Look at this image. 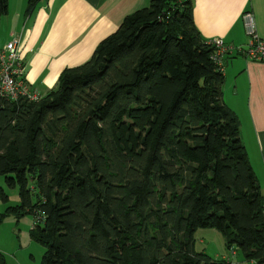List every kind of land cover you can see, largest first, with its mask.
I'll list each match as a JSON object with an SVG mask.
<instances>
[{"label": "trees", "instance_id": "1", "mask_svg": "<svg viewBox=\"0 0 264 264\" xmlns=\"http://www.w3.org/2000/svg\"><path fill=\"white\" fill-rule=\"evenodd\" d=\"M214 53L192 0H150L39 101L0 96V196L18 190L7 213L34 218L41 264H233L195 252L199 229L264 264V195Z\"/></svg>", "mask_w": 264, "mask_h": 264}, {"label": "crops", "instance_id": "2", "mask_svg": "<svg viewBox=\"0 0 264 264\" xmlns=\"http://www.w3.org/2000/svg\"><path fill=\"white\" fill-rule=\"evenodd\" d=\"M150 0H42L32 15L28 0H9L3 48L19 39L30 87L44 97L58 85L61 74L89 61L102 41L123 20ZM195 25L208 41L247 48L243 15L252 11L264 39V0H192ZM6 43V44H5ZM223 99L241 123V141L264 195V63L243 56L226 58Z\"/></svg>", "mask_w": 264, "mask_h": 264}, {"label": "rangeland", "instance_id": "3", "mask_svg": "<svg viewBox=\"0 0 264 264\" xmlns=\"http://www.w3.org/2000/svg\"><path fill=\"white\" fill-rule=\"evenodd\" d=\"M6 20L5 16H0V22ZM2 30L4 32L6 28L0 27V44L6 36ZM1 186L9 199L7 201L0 196V214L4 215L0 223V264H41L45 248L31 234L34 218L31 215L19 218L16 213H7L8 208L20 205V199L17 189L8 188L3 180ZM194 248L196 253H205L216 261L250 264L240 250L235 248L236 255H233V250L228 251L223 234L216 229H199L195 233Z\"/></svg>", "mask_w": 264, "mask_h": 264}, {"label": "built area", "instance_id": "4", "mask_svg": "<svg viewBox=\"0 0 264 264\" xmlns=\"http://www.w3.org/2000/svg\"><path fill=\"white\" fill-rule=\"evenodd\" d=\"M243 23L248 38L247 48L226 44L220 38L210 41L215 47L212 60L222 72L226 58L232 55L243 56L257 63H264V39L258 34L255 16L252 11L245 12ZM20 46L19 39L14 38L0 49V96L10 100L26 98L29 101L36 102L42 96L26 82L24 76L25 65ZM233 255H236L234 250Z\"/></svg>", "mask_w": 264, "mask_h": 264}]
</instances>
